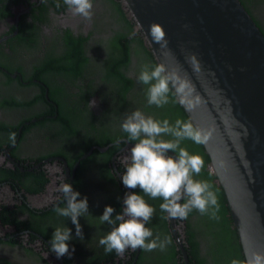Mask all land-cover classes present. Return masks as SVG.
<instances>
[{
	"label": "flooded vegetation",
	"instance_id": "flooded-vegetation-1",
	"mask_svg": "<svg viewBox=\"0 0 264 264\" xmlns=\"http://www.w3.org/2000/svg\"><path fill=\"white\" fill-rule=\"evenodd\" d=\"M240 1L264 34V0ZM93 5L92 21L86 22L73 17L63 0H0V264H231L234 233L228 237L233 226L225 199L201 144L191 140L181 147L204 159L195 178L212 185L220 219L195 209L187 219L168 218L161 199L145 196L155 208L146 227L153 238L169 237L171 243L163 251L128 249L123 256L105 254L99 245L111 227L99 220L105 206L115 215L125 193L133 191L121 179L123 158L134 144L124 142L123 119L139 109L174 124L183 111L173 92L163 107L148 105L147 86L137 76L144 65L151 68L150 49L123 2ZM64 176L79 198L88 199L89 214L79 217L83 240L75 237L71 219L54 211L64 206L57 191ZM64 224L75 250L58 259L48 241Z\"/></svg>",
	"mask_w": 264,
	"mask_h": 264
},
{
	"label": "water",
	"instance_id": "water-1",
	"mask_svg": "<svg viewBox=\"0 0 264 264\" xmlns=\"http://www.w3.org/2000/svg\"><path fill=\"white\" fill-rule=\"evenodd\" d=\"M148 45L189 85L201 144L245 259L264 252V34L240 0H121ZM165 33L166 48L150 31ZM178 247L184 255L181 242Z\"/></svg>",
	"mask_w": 264,
	"mask_h": 264
},
{
	"label": "clouds",
	"instance_id": "clouds-1",
	"mask_svg": "<svg viewBox=\"0 0 264 264\" xmlns=\"http://www.w3.org/2000/svg\"><path fill=\"white\" fill-rule=\"evenodd\" d=\"M63 3L73 17L92 21L93 0H63ZM56 7L59 8L60 4L57 3ZM150 31L154 40L166 48L167 41L162 29L153 25ZM137 80L147 86L148 105L163 107L169 102V94L173 90L186 110L196 105V101L190 98L189 85L163 63L151 68L144 65ZM94 105V100L89 101L90 107ZM121 128L127 134L124 142H134L123 158L125 170L121 177L123 185L133 191L125 193L120 212L113 215L115 209L106 205L99 216L101 224L111 226L110 231L99 239L105 254L115 251L117 255L123 256L128 249L151 252L159 248L163 251L171 243L169 237L161 239L157 234L153 238V230L146 227L151 223L155 208L145 196L152 200L161 199L160 209L168 214V218L187 219L195 209L213 220L220 219V205L212 185L206 180L195 178L204 167V159L181 147L184 140L205 143L207 133L204 130L181 119H177L174 124L168 119L158 120L139 109L125 116ZM9 139L15 142V133H11ZM116 146L119 147V143ZM169 150L175 156L169 155ZM137 188L139 192L134 191ZM57 191L62 195L64 206L57 205L54 211L58 216L70 218L75 225V237L83 240L79 217L89 214L87 197L79 198L81 194L74 190L65 176ZM73 238L72 230L65 224L55 227L48 241L50 252L58 259L70 257L75 250L74 246L70 248L69 245ZM231 264H264V252H253L246 255L244 260L233 259Z\"/></svg>",
	"mask_w": 264,
	"mask_h": 264
},
{
	"label": "trees",
	"instance_id": "trees-1",
	"mask_svg": "<svg viewBox=\"0 0 264 264\" xmlns=\"http://www.w3.org/2000/svg\"><path fill=\"white\" fill-rule=\"evenodd\" d=\"M122 36H124V35L122 34ZM126 40H129V39H126ZM140 41H142V40H140ZM147 50H148V49H147ZM148 52H149L148 58H149V61H150L151 67H155L157 64H156L154 58L152 57V55L150 54V51H149V50H148ZM170 93H171V92H170ZM175 106H176L179 110L182 111L181 107H179V105L177 104L176 100H175ZM179 116L181 117V118H180L181 120L188 121V120H187V117L185 116V114H184L183 112H180V113H179ZM204 156H205V155H204ZM205 157H206V156H205ZM206 159H207V158H206ZM208 174H209V173H208ZM209 175H210V174H209ZM210 176L212 177V175H210ZM222 197H223V196H222ZM231 231H232V234L234 233V235L232 236V238L229 237V236L231 235ZM227 233H228V237H229L230 241L232 242V243H228V249L230 250L232 256L235 257V259L238 258L239 260H242V256H241V254H240L241 252H240L239 244H238V242H236L237 239L235 240L236 235H235V231H234V229H233V228H232L231 230L228 229V230H227Z\"/></svg>",
	"mask_w": 264,
	"mask_h": 264
},
{
	"label": "rangeland",
	"instance_id": "rangeland-1",
	"mask_svg": "<svg viewBox=\"0 0 264 264\" xmlns=\"http://www.w3.org/2000/svg\"><path fill=\"white\" fill-rule=\"evenodd\" d=\"M264 15V14H263ZM260 20H262L264 22V19L263 18H260Z\"/></svg>",
	"mask_w": 264,
	"mask_h": 264
}]
</instances>
